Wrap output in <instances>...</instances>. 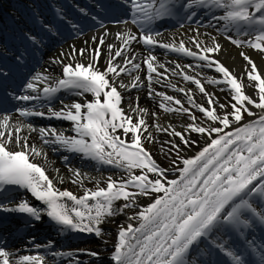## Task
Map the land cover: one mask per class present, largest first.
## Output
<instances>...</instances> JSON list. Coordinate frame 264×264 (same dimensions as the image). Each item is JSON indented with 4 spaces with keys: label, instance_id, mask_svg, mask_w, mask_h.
Wrapping results in <instances>:
<instances>
[{
    "label": "snow or ice",
    "instance_id": "6c2138e0",
    "mask_svg": "<svg viewBox=\"0 0 264 264\" xmlns=\"http://www.w3.org/2000/svg\"><path fill=\"white\" fill-rule=\"evenodd\" d=\"M119 6L127 18L111 23L131 24L135 31L125 28L115 34L118 43H106L110 33L104 21L93 15L91 19L105 31L92 37L91 47L87 42L83 48L70 46L51 57L46 62L49 67L33 71L19 93H8L18 103L11 111L0 109V212L20 215L29 229L47 217L58 236L94 237L105 246L104 225L120 215L128 222L117 225L106 256L91 248L64 251L56 239L40 243L34 236L29 243L45 252L19 254L0 237V264H50V260L51 264H104L105 260L107 264H264V73L245 51L240 52L246 63L239 75L215 58L221 51L217 36L264 55V0H119ZM201 16L203 20L198 19ZM35 18L39 30L24 31L22 39L38 52L46 38L57 32L38 15ZM171 18L181 29L187 23L193 35L185 32L187 39L178 41L161 39L158 25ZM205 20L215 34L200 32ZM134 45L142 50L137 52ZM155 48L196 63H162ZM27 51H18L14 60L23 64ZM51 66H58L59 74H53ZM204 68L218 77L197 71ZM8 76L0 66V78ZM122 76L128 77L127 82ZM171 77L195 85L206 103H198L193 89L176 86ZM165 81L182 97L157 91L155 85ZM206 84L223 85L220 90L227 91L226 102L220 103ZM144 88L149 98L158 99L162 112L187 114L191 122L184 132L163 127L155 119L150 125L146 117L155 118L158 113L141 107L138 96L129 98L128 111L122 107L124 96L119 89L131 93ZM193 109L209 122L207 126L196 122ZM245 115L255 119L244 122ZM30 118L66 121L70 129L58 130L51 124L37 127ZM152 128L178 138L179 142H161L162 154L175 153L168 167H162L145 146L158 142ZM190 133L206 136L207 141L194 156L185 158L183 148L196 143ZM32 134L43 147L30 143ZM45 148L112 166L126 175L95 180L71 167L69 156L62 155L70 182L83 191L78 196L58 189L49 177L51 162ZM169 172L178 173L177 178L169 179ZM86 180L95 186L86 187ZM141 197L150 202L139 204ZM80 255L89 261L79 260Z\"/></svg>",
    "mask_w": 264,
    "mask_h": 264
},
{
    "label": "bare ground",
    "instance_id": "6f19581e",
    "mask_svg": "<svg viewBox=\"0 0 264 264\" xmlns=\"http://www.w3.org/2000/svg\"><path fill=\"white\" fill-rule=\"evenodd\" d=\"M198 19L203 20L204 17L201 16ZM206 24H207V20L204 21V25L199 26L200 32H202V33L203 32H212L213 34H215V30L211 29V28H207L205 26ZM192 27L195 28V27H197V25L193 24ZM124 29L125 28L107 29L110 34L106 37V43H118V41H115V34L118 31H123ZM101 31H103V30H101ZM101 31H98L96 33H101ZM161 32L163 33L161 39H165V40L176 39L178 41L181 38L187 39V36L184 35L185 32H187V35H189V36L193 35V33L191 31H188V25H186L185 28H183V29H181L180 26H177L175 28H171L168 30H161ZM101 35H103V33L97 34L94 36L99 37ZM201 38L204 39L205 37L202 36ZM217 39L219 40V42L221 44V51L218 54H216L215 58L217 60H219L221 63H223L229 70H234L237 75L241 74L244 71V66H245L246 62L240 56V52L245 51L250 56V58L257 64L259 71L264 73V55L258 54L256 51H254L252 49L237 48L236 46L232 45L229 41L225 40L222 36H217ZM86 42H87V46H89V47H91L93 44L92 38H86L85 37L82 40L74 43L73 45L76 48H83L86 46ZM133 47L137 52L142 50V47L140 45H134ZM68 50H69V48L66 50H63V51L67 52ZM153 51L158 56L160 62H162V63L167 64L169 61H172V60H175V61L182 63V64L183 63H192V64L196 63V61L192 60L191 58L177 56L176 53L166 52V50L161 49V48L154 49ZM43 57H44L43 59L46 62L50 59L49 55H46ZM106 57H107V48L105 47L104 48V56H102V58L100 60V66L102 68L106 64ZM45 67H49V65L46 63ZM50 70L53 72V74H59V72H60V69L58 66H51ZM197 71H202L204 76L218 77V75H219V74L215 73L213 70L207 69V68H204L202 70L197 69ZM141 75L143 76V72L141 73ZM121 79H124L125 82H127L128 77L122 76ZM245 80H246V78H245ZM171 82L178 87H185V88L193 89V91L196 92L195 98H196L197 102L198 103H206V99L203 98L198 91H196L195 85L183 81L180 77H171ZM166 84H167V81H165L162 84L155 85V88L157 91H163L169 95H175L178 98L182 97V94L173 92L171 88L166 87ZM221 87H224V86L223 85L215 86V85L206 84L207 91L209 93H213L216 97H218L220 103H225L226 98H228V93H227V91H221L220 90ZM119 90L122 92V94L124 96V101H123L122 107L126 111H128V109H129V98L138 96L139 97V105L141 107L147 108L149 110V113L154 112V111L158 113V115L155 118L151 117V115L146 117V119L148 120V123L150 125L152 124L153 120L155 119L156 122H158L163 127H170V128H174L177 131L184 132V129L186 128L187 124L191 122L189 120L188 116H186L184 114L181 115L182 117H178L176 114H173V113L166 114V113L162 112L158 108V99H152V98L148 97L147 88H144L142 90H133V92H131V93H127L123 89H119ZM247 91L249 94L252 93V89H248ZM75 99H81V98L76 97ZM88 99H91V97L88 96ZM186 105L187 104L185 102V106ZM57 107H59V103L57 104ZM253 111L255 112L258 110L253 109ZM252 119H255V117L246 116V118H244V122H248L249 120H252ZM201 121H203V126H207L209 123L208 121H206L204 119H198L196 122L201 123ZM59 123H61V125H59L60 130L61 129H70L69 122L59 121ZM35 126H37V125H35ZM39 126H45V125L42 124ZM39 126H37V127H39ZM150 130L153 131L158 142L154 143V144H146L145 146L152 153L154 159H156V161L162 167H168L171 160L175 159V156H173V158L171 160L167 161L166 163L165 162L163 163V160L158 155L159 153H161V151H160L161 142H163L165 140H176L177 142H179L178 138L168 136L166 133L156 132V130L154 128H152ZM230 130L231 129H226V131H230ZM24 134H28V133L25 131ZM66 134L70 135L71 133L67 132ZM188 135H190V138L195 140L196 143L191 145L190 147H187V148H183V146H182L183 151H182L181 155H183L185 158L194 156L195 153L198 152L201 149V147H203L205 145V142L207 141V137L201 136L200 134L190 133ZM129 139H130V137H129ZM30 143H35V144H37L38 147H43L40 144V142L37 139L35 134H32V139L30 140ZM10 147H14V145H10ZM44 150L48 152V158H49V161L51 162L48 166V173L47 174L49 175L50 178H52L54 180L56 187L60 190H65V189L70 190L78 196L82 195L83 192L79 193L77 191L78 185L72 184L70 182L69 178L71 176V173L68 171V168L66 167L65 163L60 158L62 155H65V154L63 152L53 153L48 148H45ZM66 155H67V153H66ZM74 157L79 158L77 155H74ZM79 159H81V158H79ZM69 161L72 163L73 161H76V160H74L73 158H70ZM39 162L43 163L42 160ZM70 162H69V164L71 167H73V168L78 167V165L73 164V163L71 164ZM80 166H82V165H80ZM54 169H59V173L54 171ZM92 170H95V169H92ZM96 170H102V171H106L108 173H112L111 176L114 178H119L120 176L126 175V173H124L122 170L114 168L112 166H108V165L97 166ZM88 176L95 178V180L101 179V177H98V175L97 176L88 175ZM177 176H178V173H173V172L168 173L169 179L177 178ZM60 178H63V181H64L63 183L60 182ZM89 182L90 181H88V180L85 181L86 187L89 186ZM101 186H105V184H103ZM88 188H91V187L89 186ZM138 202H139V204L146 206L147 203L150 202V198L141 197ZM117 203L119 204L122 202H117ZM127 211L129 214H131L132 210H127ZM127 222H128L127 217L125 215L117 216L112 223L104 225L105 232L107 233V231L112 230V229L117 231V225H120V224L126 225ZM105 239L108 241V244H107V246H105L102 243L103 247L111 249V244L113 243L114 240H110L109 235H107V234L105 236ZM95 242L101 243V241L97 240L96 238H95ZM50 264H51V260H50Z\"/></svg>",
    "mask_w": 264,
    "mask_h": 264
},
{
    "label": "rangeland",
    "instance_id": "374dc122",
    "mask_svg": "<svg viewBox=\"0 0 264 264\" xmlns=\"http://www.w3.org/2000/svg\"><path fill=\"white\" fill-rule=\"evenodd\" d=\"M193 112H195L194 109H193ZM172 113L173 114H176L178 117H182L181 115H183V114H180V113H177V112H172ZM184 115L187 116V114H184ZM195 115L197 116V120L198 119H203L202 114H199L198 112H195ZM246 116L247 115H245V118H246ZM158 155L163 160V163L164 162L166 163L167 161L171 160L173 158V156H175V153L173 152V154L171 156H166V155H164L162 153H159ZM97 174H98V177H101L102 178L99 181H103L108 176H111L112 175V173L102 172V171H99ZM102 184L103 183H101V185ZM89 186L91 188H93L95 186V182L94 181L89 182ZM77 191L79 193H82L83 192L82 189L79 186L77 187ZM106 234L109 235V239L110 240H114L115 239V236H116V231L112 229V230L107 231ZM75 247L76 248L77 247H83V248L99 249V250H101L102 255H105V256H106L107 252L111 250L110 248H106V247L104 248L103 245H102V243L95 242V238L94 237H89L86 242L83 241L82 243L75 245ZM78 258H79V260H81L83 262H87L90 259L88 256H85V255H80ZM96 264H98V262H96ZM104 264H107V260L104 261Z\"/></svg>",
    "mask_w": 264,
    "mask_h": 264
}]
</instances>
